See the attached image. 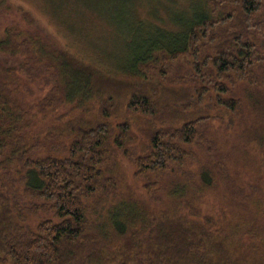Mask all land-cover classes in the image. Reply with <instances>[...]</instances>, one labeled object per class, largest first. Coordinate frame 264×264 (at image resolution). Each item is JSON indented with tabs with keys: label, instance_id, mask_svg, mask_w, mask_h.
Segmentation results:
<instances>
[{
	"label": "trees",
	"instance_id": "1",
	"mask_svg": "<svg viewBox=\"0 0 264 264\" xmlns=\"http://www.w3.org/2000/svg\"><path fill=\"white\" fill-rule=\"evenodd\" d=\"M135 3L131 90L35 27L0 31V264H264V95H248L264 91V0L165 3L166 17L156 0L138 21ZM36 74L52 84L41 103L26 98ZM116 94L151 125L145 142L115 121Z\"/></svg>",
	"mask_w": 264,
	"mask_h": 264
},
{
	"label": "rangeland",
	"instance_id": "2",
	"mask_svg": "<svg viewBox=\"0 0 264 264\" xmlns=\"http://www.w3.org/2000/svg\"><path fill=\"white\" fill-rule=\"evenodd\" d=\"M7 1L9 10L0 15V31H2L6 24L15 21L19 22L23 29L25 28L26 30L33 31L32 28L35 27L48 43L51 42L55 46H60L63 49L67 48L69 52L76 56L77 60L92 62L102 68L106 73L108 72L110 77L116 82L117 91L119 90V86H123L126 89L132 86L130 90L136 87L138 80L135 78L137 77L134 78L128 73L130 71L128 48L131 49L133 47L135 49V47L141 44V37H138L136 34L137 32L147 33V22H144V25H138L135 20L131 19L129 0H58L62 1L63 5L60 10L55 8V5L49 0ZM152 1L156 0H136L134 15L137 21L141 18L148 20L149 2ZM157 1L161 4L162 16L166 17L167 11L164 7L165 3H175L178 6L186 7L191 1L195 0ZM25 17L30 20V23L25 20ZM170 20L163 17L158 18L157 22L169 26ZM129 28L130 30L128 31L127 29ZM122 32L124 33L122 34ZM132 36L134 37L133 39H131ZM126 37H130V39ZM51 86L52 84L45 86L44 80L36 74L35 80L29 83L30 88L27 89L26 98L32 103H41L40 99L49 92ZM174 87L175 89H180L182 92L184 103L187 102V104L196 105L194 103L195 98L192 89L185 94L184 90L186 89H184L183 85L175 84ZM260 92L264 95V91H256L248 93V95L254 97L255 95H260ZM124 99L125 97L123 95L116 94V114L113 113L115 121H121L125 118L127 121L132 122L134 133L137 136L135 143L145 142L146 140H144L142 129L144 128V124L147 126L150 124L147 121L138 122L134 116L130 115L126 111ZM262 103H264V100H262ZM208 108L211 110L210 105ZM64 113L65 111L63 109H59L50 115L48 122L54 124L60 123L58 118L64 116ZM212 133H216L214 136L218 140H225L223 134H219L214 130ZM195 151L199 155L202 152L201 148L198 147H196ZM117 157L118 164L112 165L114 171L117 174H125L129 183H131L133 179L131 177L132 169L130 161L120 151ZM207 163L208 161L205 159V155H201L199 167L207 165ZM39 219V216L35 214L28 221L35 225ZM133 233H135L133 230L128 233L123 242H121L122 246H128L127 242L131 239Z\"/></svg>",
	"mask_w": 264,
	"mask_h": 264
}]
</instances>
